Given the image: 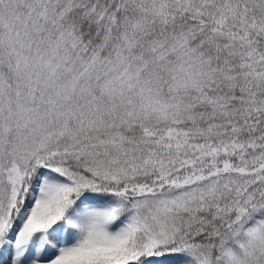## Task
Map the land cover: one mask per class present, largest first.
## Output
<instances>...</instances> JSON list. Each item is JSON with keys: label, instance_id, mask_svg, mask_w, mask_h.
<instances>
[{"label": "snow or ice", "instance_id": "snow-or-ice-1", "mask_svg": "<svg viewBox=\"0 0 264 264\" xmlns=\"http://www.w3.org/2000/svg\"><path fill=\"white\" fill-rule=\"evenodd\" d=\"M0 264H264V0H0Z\"/></svg>", "mask_w": 264, "mask_h": 264}]
</instances>
